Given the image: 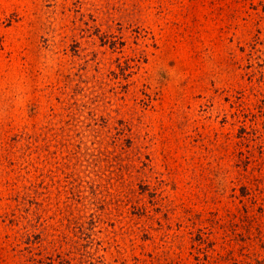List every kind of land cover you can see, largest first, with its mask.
I'll list each match as a JSON object with an SVG mask.
<instances>
[{
	"label": "rangeland",
	"instance_id": "374dc122",
	"mask_svg": "<svg viewBox=\"0 0 264 264\" xmlns=\"http://www.w3.org/2000/svg\"><path fill=\"white\" fill-rule=\"evenodd\" d=\"M0 264H264V0H0Z\"/></svg>",
	"mask_w": 264,
	"mask_h": 264
}]
</instances>
